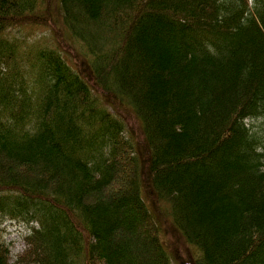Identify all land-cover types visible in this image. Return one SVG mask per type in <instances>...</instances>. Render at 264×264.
Segmentation results:
<instances>
[{"label":"trees","instance_id":"1","mask_svg":"<svg viewBox=\"0 0 264 264\" xmlns=\"http://www.w3.org/2000/svg\"><path fill=\"white\" fill-rule=\"evenodd\" d=\"M5 220L0 264H264V0H0Z\"/></svg>","mask_w":264,"mask_h":264},{"label":"rangeland","instance_id":"2","mask_svg":"<svg viewBox=\"0 0 264 264\" xmlns=\"http://www.w3.org/2000/svg\"><path fill=\"white\" fill-rule=\"evenodd\" d=\"M37 12H40V9H38ZM36 26H31L27 28H21L22 29V35L23 39L25 41V45L28 46V44H32L35 41H40L43 39H38L39 37H42L44 35H47L49 38H45L48 41H55L51 36L48 34V31L50 32L49 28H43V32L41 30L36 29ZM19 29H16L13 33H10L8 30H5V35L9 36L11 34L15 35L18 34ZM38 39V40H37ZM44 41V40H43ZM50 42V43H52ZM117 103H114L115 105H121L120 107H124V105L116 101ZM127 123H133L134 127H132L136 134H138L139 138H143V135L141 136V129L139 128L138 122L133 118L129 117V119L124 120ZM140 130V132H139ZM166 202L159 199L156 201V207L159 209L160 213L164 212L163 207L165 206ZM163 221V216H162ZM164 222V221H163ZM29 224L22 223L16 220H5L3 222H0V240L3 241L8 246V251L11 255H14L15 253L21 251L24 247L23 242V235L28 232ZM166 240L168 245V250L170 252V256L172 258L173 264H191L192 258H194L197 254L196 250L191 247L190 245H187L179 236L174 237L173 235L167 233Z\"/></svg>","mask_w":264,"mask_h":264}]
</instances>
